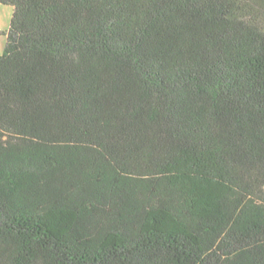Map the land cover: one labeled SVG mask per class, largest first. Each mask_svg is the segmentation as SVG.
<instances>
[{"label": "trees", "instance_id": "1", "mask_svg": "<svg viewBox=\"0 0 264 264\" xmlns=\"http://www.w3.org/2000/svg\"><path fill=\"white\" fill-rule=\"evenodd\" d=\"M0 3V264H264V0Z\"/></svg>", "mask_w": 264, "mask_h": 264}, {"label": "rangeland", "instance_id": "2", "mask_svg": "<svg viewBox=\"0 0 264 264\" xmlns=\"http://www.w3.org/2000/svg\"><path fill=\"white\" fill-rule=\"evenodd\" d=\"M13 10V6L0 3V54L4 52L6 46Z\"/></svg>", "mask_w": 264, "mask_h": 264}]
</instances>
